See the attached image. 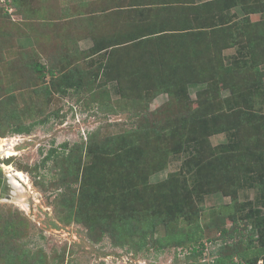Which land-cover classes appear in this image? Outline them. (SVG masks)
I'll list each match as a JSON object with an SVG mask.
<instances>
[{"label":"rangeland","instance_id":"374dc122","mask_svg":"<svg viewBox=\"0 0 264 264\" xmlns=\"http://www.w3.org/2000/svg\"><path fill=\"white\" fill-rule=\"evenodd\" d=\"M0 141L15 264H264V0H0Z\"/></svg>","mask_w":264,"mask_h":264},{"label":"trees","instance_id":"16d2710c","mask_svg":"<svg viewBox=\"0 0 264 264\" xmlns=\"http://www.w3.org/2000/svg\"><path fill=\"white\" fill-rule=\"evenodd\" d=\"M216 7H218V6L216 5ZM161 32H163V31H161ZM119 63H121V61ZM35 66H36V69L37 70L42 69V66L40 64H37ZM197 166L199 167V164ZM204 166L205 165L202 164V167H204ZM202 167L200 165V168L198 170L199 172L201 171V168ZM171 207H173V208H170V209H168L166 211V215H167L166 217H169L170 219H172L174 217H179L182 214V213H180L181 210H182L180 203H178V202L177 203H174ZM151 220L152 221L149 224V233H147L146 235H143L142 238L147 237V236L152 237L154 235V233H153V227L155 226V224L157 222H159L158 220H160V219L152 218ZM126 225L128 226V228H131V229L134 228V226H136V225H133L132 226L131 223H126ZM234 228H236V227H234ZM12 229H13V227H12L11 222L8 221V220L5 221L4 226H3V231H11ZM222 231L225 234L227 230L226 229H222ZM252 232H253V230L252 229H249V233H247L248 234L247 235V238L249 237V242L252 239L251 238L252 237V234H253ZM201 236H202V232L201 231L194 230V231H188L185 234V238H183V236H181V235H174V234L169 235L168 234L163 239V242H161L159 239L156 240V241L157 242H160V244H163V245H166L167 246L171 242V239H174L175 244L182 246L181 244H183V242L185 244L190 245L192 242H194L196 240H199L201 238ZM4 244H6V243H4ZM188 245H187V247H188ZM5 247H6V245H4L3 249L0 250V256H1V258H3L5 261H7L9 263H13V264L17 263V262H15L16 258L18 257L17 252H15L13 248L11 249V248H5ZM189 248L191 249L192 252H195V247H190L189 246ZM4 249H5V251H4ZM20 261H18V262H20ZM222 264H229V262L222 263Z\"/></svg>","mask_w":264,"mask_h":264},{"label":"bare ground","instance_id":"6f19581e","mask_svg":"<svg viewBox=\"0 0 264 264\" xmlns=\"http://www.w3.org/2000/svg\"><path fill=\"white\" fill-rule=\"evenodd\" d=\"M13 152L11 151L10 149V146H6V144L2 141H0V157H7L9 155H11ZM2 169H5V168H9L7 165H1ZM10 169V168H9ZM15 170V169H14ZM11 171V170H10ZM12 173V172H11ZM6 175V174H5ZM10 175V173H9ZM9 175H6V176H9ZM13 175H15L18 179H24L23 178V173L16 170ZM15 180V179H14ZM25 180V179H24ZM8 182V181H7ZM8 185L11 187V183L8 182ZM12 188V187H11ZM14 190V189H13ZM13 194V193H12ZM2 198H7L5 196H2L0 199Z\"/></svg>","mask_w":264,"mask_h":264},{"label":"water","instance_id":"95a60500","mask_svg":"<svg viewBox=\"0 0 264 264\" xmlns=\"http://www.w3.org/2000/svg\"><path fill=\"white\" fill-rule=\"evenodd\" d=\"M11 187L8 185L7 176L3 172V169L0 164V198L2 196L9 197V190Z\"/></svg>","mask_w":264,"mask_h":264}]
</instances>
